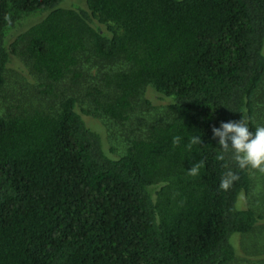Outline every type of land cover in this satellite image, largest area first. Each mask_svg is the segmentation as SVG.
I'll list each match as a JSON object with an SVG mask.
<instances>
[{"label":"trees","instance_id":"trees-1","mask_svg":"<svg viewBox=\"0 0 264 264\" xmlns=\"http://www.w3.org/2000/svg\"><path fill=\"white\" fill-rule=\"evenodd\" d=\"M15 55L57 103L0 116V264H229L264 234L253 170L211 132L264 122V0H0V90ZM147 88L163 115L109 158L79 105L121 123Z\"/></svg>","mask_w":264,"mask_h":264},{"label":"rangeland","instance_id":"rangeland-1","mask_svg":"<svg viewBox=\"0 0 264 264\" xmlns=\"http://www.w3.org/2000/svg\"><path fill=\"white\" fill-rule=\"evenodd\" d=\"M20 30L18 31L20 32ZM15 34L17 33H11L12 37L9 35V41L15 38ZM25 60V57L15 55L8 65L6 84L0 90V116L7 115L17 108H21L19 111L30 108L42 112H49L55 108L57 99L55 101L42 94V80L31 73L30 66ZM110 67L113 69L117 66L110 65ZM88 83L89 81H82L77 86L74 85V82L71 83L69 79L65 80L56 84L55 95L61 98L70 94L80 102ZM260 93L264 96V80L261 84ZM166 104L167 101L159 94L147 88L134 100L130 117L125 122L115 123L95 116L82 104L79 105V111H82L84 122L89 128L100 136L104 153L111 159H118L124 154L128 140L144 136L149 121L152 118L157 120L163 115L162 112ZM256 125L264 126L263 120L261 119ZM253 172L251 196L248 197V204L256 203L259 196L264 198V172L259 170H253ZM258 225L264 227V222L260 221ZM233 244L236 257L229 264H264V234L258 228L250 234L235 237Z\"/></svg>","mask_w":264,"mask_h":264},{"label":"clouds","instance_id":"clouds-1","mask_svg":"<svg viewBox=\"0 0 264 264\" xmlns=\"http://www.w3.org/2000/svg\"><path fill=\"white\" fill-rule=\"evenodd\" d=\"M212 138L220 150L218 159L223 160L225 153H230L240 170H259L264 172V126L250 130L248 122L241 118L238 121L220 122L211 129ZM193 143H200L198 137ZM203 162L193 164L188 170L190 175H197ZM237 179L234 172H227L220 181L221 189H228Z\"/></svg>","mask_w":264,"mask_h":264}]
</instances>
